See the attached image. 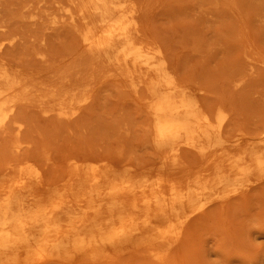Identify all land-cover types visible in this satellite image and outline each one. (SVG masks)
<instances>
[{"label":"rangeland","instance_id":"374dc122","mask_svg":"<svg viewBox=\"0 0 264 264\" xmlns=\"http://www.w3.org/2000/svg\"><path fill=\"white\" fill-rule=\"evenodd\" d=\"M134 1L142 9L139 26L146 41L163 45L178 82L188 85L213 117L221 112L224 136L234 144L238 138L245 144L264 136V0ZM67 6V0H0V70L31 83L32 102L45 94L44 108H58L51 88L69 91L66 111L72 114H47L21 103L4 131L0 129V169L13 157V146L20 145L15 160L38 170L44 189L31 187L48 197L70 169L82 172L87 165L133 171L139 180L164 176L183 183L196 176L203 161L185 148L177 174L159 173L148 92L131 90L140 76L129 80L89 56L80 59L82 27L70 22ZM65 76L71 80L68 88L61 84ZM13 177L0 176V186L11 185ZM210 200L181 228L175 223L167 245L144 236L38 261L22 254L18 264H264V173L251 174L232 187H215ZM189 209L177 216H186ZM168 223L159 225L166 229Z\"/></svg>","mask_w":264,"mask_h":264},{"label":"bare ground","instance_id":"6f19581e","mask_svg":"<svg viewBox=\"0 0 264 264\" xmlns=\"http://www.w3.org/2000/svg\"><path fill=\"white\" fill-rule=\"evenodd\" d=\"M67 1L68 19L82 27L78 57L89 56L91 62L119 70L118 75L129 80L140 76L131 90L138 93L144 88L140 93L146 90L149 94L147 107L154 122L159 173L172 176L181 170L183 162L179 157L183 148L195 150L204 166L196 176L178 183L164 176L154 180L143 176L139 180L133 171L119 173L108 166L87 165L82 172L70 169L65 182L51 189L48 197L37 189L43 186L38 170L26 165L28 162L23 165L15 160L21 150L15 144L13 157H8L0 169V176H14L11 185L0 186V264H18L22 254L38 261L69 251L105 249L144 236L156 245H167L177 224L181 228L189 215L211 201L215 187H232L251 174L264 173V136L257 135L245 144H240L239 138L234 144L235 140L224 136L221 112L213 117L188 85L178 82L163 45L146 41L139 26L142 9L138 3ZM70 83L65 76L61 84L68 88ZM34 90L21 75L0 70V129L21 103L34 104L47 114L57 111L58 116L72 115L66 111L69 91L51 88V98L58 99L54 105L58 108L53 109L44 108L45 94L32 102ZM211 176L216 180L210 181ZM187 208L186 216H177ZM165 220H169L166 229L159 225Z\"/></svg>","mask_w":264,"mask_h":264}]
</instances>
